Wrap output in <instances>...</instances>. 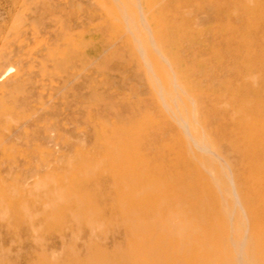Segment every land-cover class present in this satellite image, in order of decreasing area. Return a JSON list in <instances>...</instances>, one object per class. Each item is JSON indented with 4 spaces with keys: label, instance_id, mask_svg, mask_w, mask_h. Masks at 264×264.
<instances>
[{
    "label": "rangeland",
    "instance_id": "rangeland-1",
    "mask_svg": "<svg viewBox=\"0 0 264 264\" xmlns=\"http://www.w3.org/2000/svg\"><path fill=\"white\" fill-rule=\"evenodd\" d=\"M243 122L264 0H0V264H264Z\"/></svg>",
    "mask_w": 264,
    "mask_h": 264
},
{
    "label": "bare ground",
    "instance_id": "bare-ground-1",
    "mask_svg": "<svg viewBox=\"0 0 264 264\" xmlns=\"http://www.w3.org/2000/svg\"><path fill=\"white\" fill-rule=\"evenodd\" d=\"M247 128H250V139H249V147L245 151L246 153L243 155L247 158L252 164L251 170L252 173L249 175V179L252 182L251 188L253 189L254 193H257L260 196L261 201L256 204H250L251 209L256 210H264V124L253 123L252 126L249 127L246 122H243ZM247 182V181H246ZM246 206V205H245ZM255 212V211H254ZM264 223V218H263ZM264 238V237H263ZM261 238V239H263ZM233 239V238H232ZM235 240V239H234ZM237 245H235L237 242ZM264 241V240H262ZM233 244L238 248L236 253L238 255L233 257V260L236 264H254L251 263L249 251L246 249V241L236 239ZM264 243V242H263ZM263 253V252H262ZM261 252L256 253L257 260L264 259ZM254 260V259H253Z\"/></svg>",
    "mask_w": 264,
    "mask_h": 264
}]
</instances>
